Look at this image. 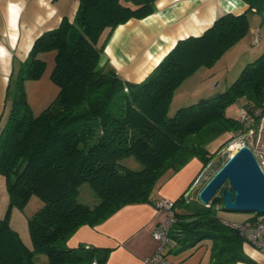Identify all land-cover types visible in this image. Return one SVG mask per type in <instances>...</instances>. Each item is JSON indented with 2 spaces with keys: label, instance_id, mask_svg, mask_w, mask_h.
<instances>
[{
  "label": "trees",
  "instance_id": "trees-1",
  "mask_svg": "<svg viewBox=\"0 0 264 264\" xmlns=\"http://www.w3.org/2000/svg\"><path fill=\"white\" fill-rule=\"evenodd\" d=\"M156 0H78L72 22L44 32L10 76V109L0 128V176L9 209L0 217V264H106L111 249L68 245L83 226L95 227L122 207L150 202L158 181L197 158L206 168L216 151L206 146L227 134L222 148L242 134L237 118L226 111L239 99L253 112L264 105V53L245 65L221 94L179 108L168 116L175 90L196 70L211 68L248 32L246 13L226 14L199 37L178 41L138 83L118 76L104 49L112 32L130 19L153 13ZM264 15V0H245ZM54 53L50 81L58 93L38 115L27 101L25 82L39 80ZM133 157L141 165H124ZM88 184L98 203L78 200ZM35 196L42 207L28 218L32 248L9 225L11 208L23 210ZM221 193L209 206L184 196L173 202L175 223L169 240L182 250L209 240V264H254L243 252L244 239L219 212ZM251 215L249 222L253 221ZM46 257L37 262L36 256Z\"/></svg>",
  "mask_w": 264,
  "mask_h": 264
},
{
  "label": "crops",
  "instance_id": "crops-1",
  "mask_svg": "<svg viewBox=\"0 0 264 264\" xmlns=\"http://www.w3.org/2000/svg\"><path fill=\"white\" fill-rule=\"evenodd\" d=\"M77 8L78 0H0V128L10 109V101L7 99L10 76L27 58L34 41L44 32L58 28L64 20L72 22ZM152 9L153 13L146 18L130 19L118 26L105 46L102 61H108L125 81L141 82L178 41L201 36L218 18L226 14L246 13L248 20V33L234 46L240 48L234 67L237 73L246 63L264 53V15L250 9L245 0H156ZM256 35L258 41L254 44ZM39 58L46 63L44 73L50 67V77L54 53L41 54ZM210 70L213 67L208 68L207 72ZM214 74L209 73L205 78L203 85H206L202 89V95L205 96L198 98L193 94L192 99L199 101L214 97L227 87L223 86L217 92L216 87L220 82L214 87L211 85L215 81ZM42 78L25 82V90L33 82L38 85ZM226 114L233 117L227 111ZM205 171L199 159H191L178 172H169L158 181L150 195V202L124 206L95 227H80L68 240V245L75 247L83 244L111 249L106 264H145L157 248L152 232L167 218L164 211L155 208V202L161 198L175 202L182 196L197 200L199 190L207 182ZM250 218L238 221L222 219L228 223L246 224L250 223ZM211 248V241L204 240L192 248L182 250L170 240L162 253L172 264H209ZM243 252L254 264H264V251L243 244Z\"/></svg>",
  "mask_w": 264,
  "mask_h": 264
},
{
  "label": "rangeland",
  "instance_id": "rangeland-1",
  "mask_svg": "<svg viewBox=\"0 0 264 264\" xmlns=\"http://www.w3.org/2000/svg\"><path fill=\"white\" fill-rule=\"evenodd\" d=\"M261 27L262 26H260L259 28ZM241 40H239L236 44H238ZM235 45L230 47L215 62V64L212 66L213 70L207 72L208 68L201 67L198 70H196L192 75H190L188 78H186V80L175 90L172 96L171 102L169 104L168 116H173L176 113V111L181 107H186L197 102L196 99L195 100L192 99L194 98V96H192L193 94H196L198 98L205 96L202 95L204 94L202 89L205 88L206 83L204 85L203 83L206 81L205 78L206 76H209V73H215L214 74L215 81L211 82L212 87H214L216 83L220 82V85L216 87L217 92H220L223 86L227 85V87L222 91L224 92L237 79L241 71L237 73V69H235L234 67L238 60L240 48L239 49L235 48L234 47ZM254 60L255 59L249 61L248 63ZM49 72H50V67L47 68L46 72L43 75V78L41 79V82L38 85L33 84L34 82L32 84L27 85L26 94L28 96L29 105L31 106L34 115H38L43 109H45L49 105V103L55 99L58 93L57 87L54 84H52L49 79ZM41 86H43V88ZM42 90L44 91L43 97H41ZM244 104H245V100L239 99L227 110L228 114H231L233 117L237 118V116L241 113L242 108H244V110L246 109L244 107ZM226 137L227 134H222L216 137L215 139H213L212 141H210L206 146V149L210 154H213L220 149L219 152L216 153L214 158L210 161L209 165L206 167L205 174L207 181L233 154L232 151L228 149L229 143L223 146L222 148H219L220 144L225 140ZM124 165L131 170L141 169V165L133 157L126 158L124 160ZM78 200L81 203L88 206H93L97 204L99 201L97 196L91 190L88 184H83L80 187ZM41 207H42V202L37 197L32 196L23 210L18 208H11L8 214L10 227L17 232L24 246L30 249L32 248V242L28 230V218L33 216ZM8 209H9V197L6 188V183H5V179L0 176V217L1 218L7 214ZM219 214L221 215L222 218H231L237 221L240 220L241 218H245L253 215L252 213L224 212L221 210ZM35 258L37 262H44L46 260V257L43 255H38Z\"/></svg>",
  "mask_w": 264,
  "mask_h": 264
},
{
  "label": "water",
  "instance_id": "water-1",
  "mask_svg": "<svg viewBox=\"0 0 264 264\" xmlns=\"http://www.w3.org/2000/svg\"><path fill=\"white\" fill-rule=\"evenodd\" d=\"M221 193L224 212L264 215V173L247 145L238 147L197 194L207 206Z\"/></svg>",
  "mask_w": 264,
  "mask_h": 264
},
{
  "label": "built area",
  "instance_id": "built-area-1",
  "mask_svg": "<svg viewBox=\"0 0 264 264\" xmlns=\"http://www.w3.org/2000/svg\"><path fill=\"white\" fill-rule=\"evenodd\" d=\"M258 41V35L254 38V44ZM237 119L242 126V134L232 135L233 140L228 144V149L234 153L238 147L247 145L256 159L260 170L264 173V105L253 112L242 108ZM155 208L164 211L166 220L160 223L152 232V239L157 243V248L149 256L145 264H172L166 255L162 253L163 248L169 243V233L175 223L173 213V201L166 198L157 200ZM209 206V205H207ZM253 221L246 224H232L244 239L243 244L262 252L264 251V215L253 214Z\"/></svg>",
  "mask_w": 264,
  "mask_h": 264
}]
</instances>
